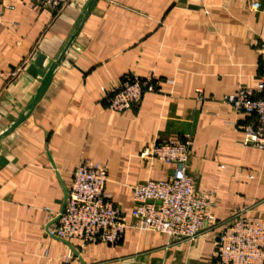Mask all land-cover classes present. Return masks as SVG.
I'll list each match as a JSON object with an SVG mask.
<instances>
[{"label":"crops","instance_id":"crops-1","mask_svg":"<svg viewBox=\"0 0 264 264\" xmlns=\"http://www.w3.org/2000/svg\"><path fill=\"white\" fill-rule=\"evenodd\" d=\"M2 1L14 10L0 17V135L30 110L36 55L47 66L77 37L30 116L0 140V264H212L237 208L264 215V151L244 145L241 127L251 119L221 102L260 82L264 0H255L256 13L250 0H98L84 21L91 0L59 12ZM127 73L156 76L161 93L119 114L105 108L102 88ZM187 136L188 173L214 202L216 223L202 237L174 243L130 227L118 244L84 246L45 234L83 161L107 169L106 192L132 224L133 187L174 172L141 153Z\"/></svg>","mask_w":264,"mask_h":264},{"label":"built area","instance_id":"built-area-1","mask_svg":"<svg viewBox=\"0 0 264 264\" xmlns=\"http://www.w3.org/2000/svg\"><path fill=\"white\" fill-rule=\"evenodd\" d=\"M29 1L40 9L59 12L73 0ZM249 8L259 12L260 3L250 0ZM6 10L12 11L14 7L0 0V17ZM259 68L260 82L256 87H241L221 102L251 119L241 127L244 145L264 151V44ZM102 93L106 109L124 114L139 107L145 94L161 93L160 79L127 73L119 82L102 88ZM192 150V137L187 136L181 142H156L141 153V159L172 166L174 172L167 180H147L133 187L132 224L106 192L107 169L97 163L81 162L73 173L72 186L66 191L63 209L50 212L52 220L45 234L63 242L78 240L84 246L115 245L132 227L163 234L174 243L196 241L215 225L216 218L212 214V195L200 194L195 178L188 173ZM212 264H264V215H248L246 209L237 208L216 238Z\"/></svg>","mask_w":264,"mask_h":264},{"label":"water","instance_id":"water-1","mask_svg":"<svg viewBox=\"0 0 264 264\" xmlns=\"http://www.w3.org/2000/svg\"><path fill=\"white\" fill-rule=\"evenodd\" d=\"M97 1L98 0H91L86 11L84 12V15L82 16V21H84L85 15L93 10ZM76 37H77V33L73 34L69 39V41L67 42L65 48L61 52L60 56L53 62L49 63L47 66H44L46 58L41 54L36 55V57L33 60V64L30 66L28 70V73L33 78L39 81V87L36 91L34 100L30 106V110L28 112H24L20 114L18 119L12 123L10 128L0 135V140L8 136L12 132H14L30 116L33 107L41 101V99L44 97L45 93L47 92L50 84L52 83V79L54 77L55 71L62 64L64 58L66 57V53L72 46Z\"/></svg>","mask_w":264,"mask_h":264}]
</instances>
